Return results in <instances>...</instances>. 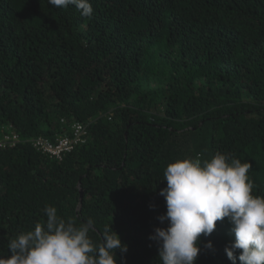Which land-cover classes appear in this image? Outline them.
I'll use <instances>...</instances> for the list:
<instances>
[{
	"label": "trees",
	"instance_id": "16d2710c",
	"mask_svg": "<svg viewBox=\"0 0 264 264\" xmlns=\"http://www.w3.org/2000/svg\"><path fill=\"white\" fill-rule=\"evenodd\" d=\"M90 2L89 18L0 0V255L53 206L77 226L93 221L97 244L111 225L127 245L117 264H159L149 237L167 227L170 163L227 153L251 163L264 196V0ZM75 124L83 135L60 157L36 144ZM234 239L218 221L196 264H232Z\"/></svg>",
	"mask_w": 264,
	"mask_h": 264
},
{
	"label": "clouds",
	"instance_id": "9594fccd",
	"mask_svg": "<svg viewBox=\"0 0 264 264\" xmlns=\"http://www.w3.org/2000/svg\"><path fill=\"white\" fill-rule=\"evenodd\" d=\"M56 8H75L91 17L90 0H47ZM250 162H241L217 151L211 159L185 157L170 163L164 171L166 187L160 189L166 212L158 217L167 227H156L149 239L159 245V264H196L201 251L200 237L215 230L227 218L234 241L225 246L232 264L237 250L241 264H264V196L253 195ZM46 220L34 230L8 241L9 255H0V264H117L116 250L127 251L119 234L105 227L102 242L89 236L93 221L76 225L63 219L53 206H45ZM208 241L205 248L211 249Z\"/></svg>",
	"mask_w": 264,
	"mask_h": 264
},
{
	"label": "built area",
	"instance_id": "2783aa9c",
	"mask_svg": "<svg viewBox=\"0 0 264 264\" xmlns=\"http://www.w3.org/2000/svg\"><path fill=\"white\" fill-rule=\"evenodd\" d=\"M73 127V136H60L54 142L38 139L36 144L45 152L50 153L53 156L60 157L63 153L71 151L83 135V127L81 125L75 124ZM15 139H17L16 135L10 134L5 136L6 141H14ZM2 143H4V140H0V144Z\"/></svg>",
	"mask_w": 264,
	"mask_h": 264
}]
</instances>
